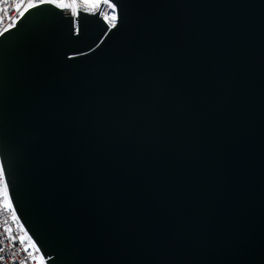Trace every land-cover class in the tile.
Segmentation results:
<instances>
[{
  "label": "water",
  "instance_id": "95a60500",
  "mask_svg": "<svg viewBox=\"0 0 264 264\" xmlns=\"http://www.w3.org/2000/svg\"><path fill=\"white\" fill-rule=\"evenodd\" d=\"M108 1L0 36L23 225L47 264H264V0Z\"/></svg>",
  "mask_w": 264,
  "mask_h": 264
},
{
  "label": "built area",
  "instance_id": "2783aa9c",
  "mask_svg": "<svg viewBox=\"0 0 264 264\" xmlns=\"http://www.w3.org/2000/svg\"><path fill=\"white\" fill-rule=\"evenodd\" d=\"M31 2L32 0H0V33H5L4 30L9 29V25L13 24V22H15L16 26L18 21L22 18L19 13L24 11L25 8H28L30 10ZM57 3L62 6L66 5L67 7L59 8L70 12L74 18H77L74 13H79L81 11L88 13L99 12L104 20L105 14L109 17V19L105 20V22L110 28H112V24L116 25L118 20L111 19L113 15H116L118 17V14L116 9H112L110 7V5L112 4L110 1H108V3H104L102 0L100 8L94 10H91L86 7L81 0H57ZM5 229H10L11 233L16 235L18 239L21 237L23 238V244L17 245L18 249L34 245V247L30 248V251L33 252V255L36 258L33 261V264H47V259L45 257L43 261H41L40 257L43 254L41 250H36L39 247L37 246L36 242L29 234V232L23 225L20 217L18 216L15 206L12 202L9 190L7 192V195H5L2 185H0V233L4 232ZM0 239H4V237L0 236ZM5 243H8V241L5 240ZM17 259H23V253L21 254V256L17 257Z\"/></svg>",
  "mask_w": 264,
  "mask_h": 264
},
{
  "label": "snow or ice",
  "instance_id": "6c2138e0",
  "mask_svg": "<svg viewBox=\"0 0 264 264\" xmlns=\"http://www.w3.org/2000/svg\"><path fill=\"white\" fill-rule=\"evenodd\" d=\"M104 3H108V0H103ZM84 3L89 6V8H100L101 6V0H84ZM43 4H54L57 7H67L66 5L62 6L57 3V0H32L30 3V8H39ZM112 9H116L117 5L115 3H112L110 5ZM29 9L25 8L24 11L20 12L19 15L23 17L25 15V12H28ZM77 17L79 16V13H74ZM105 20H108L109 17L105 14ZM112 20H117L118 17L116 15H113L111 17ZM79 20L77 19L74 21L73 24V31L75 33H81L82 28L79 26ZM15 26V22L13 24L9 25V29ZM112 28H115L116 25L112 24ZM9 29H5L4 31L7 32ZM4 33H0V36H2ZM10 181L8 180V168L6 162L0 158V185H2V188L5 192V195H7L8 189H9ZM0 236H3L4 239H0V264H33V261L36 259L33 255V252L30 251L31 247H34V245L29 247H24L22 249H18V244H23V238H17L16 235L11 233L10 229H5L4 232L0 233ZM5 240L8 241V243H5ZM37 251H40L39 248L36 249ZM23 253V259H17V257L21 256ZM46 255V254H45ZM41 261H43L44 256L42 255L40 257Z\"/></svg>",
  "mask_w": 264,
  "mask_h": 264
},
{
  "label": "rangeland",
  "instance_id": "374dc122",
  "mask_svg": "<svg viewBox=\"0 0 264 264\" xmlns=\"http://www.w3.org/2000/svg\"><path fill=\"white\" fill-rule=\"evenodd\" d=\"M81 1H82V3H83L86 7L89 8V6H88L87 4L84 3V0H81ZM101 2H102V0H101ZM89 9L94 10V9H97V8H89Z\"/></svg>",
  "mask_w": 264,
  "mask_h": 264
}]
</instances>
